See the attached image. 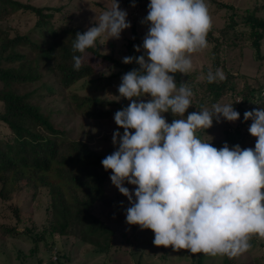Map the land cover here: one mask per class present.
I'll list each match as a JSON object with an SVG mask.
<instances>
[{
    "label": "clouds",
    "instance_id": "9594fccd",
    "mask_svg": "<svg viewBox=\"0 0 264 264\" xmlns=\"http://www.w3.org/2000/svg\"><path fill=\"white\" fill-rule=\"evenodd\" d=\"M127 16L115 0L95 18L97 26L76 34L73 52L85 54L104 34L120 39L131 27ZM142 23L148 25L144 54L123 58L139 69L124 74L118 87L120 97L131 101L114 115L124 131L114 132L117 150L101 163L130 202L126 222L151 229L156 246L239 256L251 249L254 236L264 239V108L244 113L245 121L252 120L249 133L257 138L254 149L227 143L217 149L199 138L198 130L210 129L214 120L240 119L232 104L220 103L185 118L194 92L184 83L178 87L173 75L189 73L191 55L208 47L209 6L206 0H150ZM72 59L79 71L84 55ZM225 78L220 69L207 74L209 83ZM142 97L150 99H134ZM168 112L179 118L168 123L163 115ZM125 183L136 186L134 192Z\"/></svg>",
    "mask_w": 264,
    "mask_h": 264
},
{
    "label": "rangeland",
    "instance_id": "374dc122",
    "mask_svg": "<svg viewBox=\"0 0 264 264\" xmlns=\"http://www.w3.org/2000/svg\"><path fill=\"white\" fill-rule=\"evenodd\" d=\"M28 3L36 7H63L62 12L55 13L53 19L54 27L68 26L87 31L90 27L97 26L95 18L108 10L115 0H17ZM121 9L128 13L127 20L131 23L129 29L121 33L120 39H109L107 34L98 38L95 48L101 53L109 54L123 62L124 57H128L127 43L135 38L132 26L136 24V32L139 38L141 51L138 56L144 54L143 40L148 32V25L142 20L148 15L147 2L137 0H117ZM135 2V7H133ZM211 16V29L216 30L215 37L221 36L225 41L219 52H215L216 40H208V47L203 52L191 55L193 68L187 74L176 73L178 87L184 83L193 92L192 106L185 113V118L189 113L198 112L201 108L207 107L211 110L215 103L232 104L234 109L240 113V119L235 122L223 120L217 123L213 121V126L207 130H198L197 135L205 142H211L217 149L222 148L225 143L239 141L243 149L255 147L257 138L252 136L248 129L252 120H244V110L240 107L242 100L240 90L250 83L258 89L264 83V58L257 59L255 52L251 48L252 39L251 28L245 23L244 17L249 14L264 20V0H206ZM222 3L235 8L238 13L236 29L227 28L231 22L232 13L229 7H224ZM38 18L29 11H14L6 18L0 17V29L8 32L10 38L16 35L28 36L45 47H48V37L37 26ZM227 28V29H225ZM236 32V33H235ZM103 39V44L100 43ZM109 39V40H108ZM18 50L30 55L27 48L20 47ZM262 56L264 57V39L262 41ZM33 58L32 56H30ZM93 63L100 66L99 71L91 78L82 80L68 89H64L54 83L53 74L50 69L42 64L39 72L42 74L41 81L33 84L15 85L16 91L25 94H32L30 101L39 106L41 112L49 118L52 125L65 132L67 141H79L88 143L98 153L105 157L117 150L113 144V134L119 131L123 134L114 120V115L118 110L128 107L131 101L121 98L118 87L122 82L120 70L115 67L101 63L100 60H93ZM98 68V66H97ZM220 69L225 74V79H229V85L236 86L235 92L228 87L220 97L216 98L210 89L207 80L209 71L215 73ZM174 75V74H173ZM175 76V75H174ZM224 81L217 79L216 85ZM48 84L53 86L54 91L49 90ZM234 94V95H233ZM72 95L101 98L111 105L106 110L110 115L106 118L95 120L87 117L76 103L72 100ZM233 95V99L230 96ZM143 99L147 102L150 97L134 98ZM235 103V104H234ZM237 104V105H236ZM259 104V103H258ZM257 105L261 109L264 104ZM254 110V108L249 111ZM3 111L0 102V114ZM168 123L179 118L173 116L171 112L163 114ZM245 121L244 124L242 122ZM239 130V132H238ZM134 132V130H131ZM228 134L229 137H228ZM12 134L8 127L0 120V140L10 141ZM232 140H231V139ZM110 174L105 182V192L109 197L116 198L117 201L112 208L103 212L100 202L94 205L92 212L113 230L112 247L109 252H102L96 247L79 239L76 227L69 229L66 235H54L49 237L50 213L48 211L49 201L44 189L36 192L32 188H23L24 185L14 189L12 185L7 186V191L11 193L9 201L0 199V224L16 226L22 232L20 236H4L0 232V264H45L50 258L56 259L58 247L68 255V264H200L198 262L199 253H191L186 249L175 250L172 246H156L153 241L155 234L151 229H141L139 225H129L126 222V210L130 207L128 198L119 192L112 183ZM23 184V183H22ZM130 191L135 190L134 185L125 183ZM81 191H78L80 193ZM21 208L22 219L17 221L13 213L14 207ZM31 230V231H29ZM24 232V233H23ZM30 232V233H29ZM32 232V233H31ZM35 234H45L49 243L56 242V247L50 249L44 241H40L38 247L35 246L33 238ZM78 237V238H77ZM251 249L239 256H211L202 261L203 264H264V239L254 236L251 240Z\"/></svg>",
    "mask_w": 264,
    "mask_h": 264
},
{
    "label": "trees",
    "instance_id": "16d2710c",
    "mask_svg": "<svg viewBox=\"0 0 264 264\" xmlns=\"http://www.w3.org/2000/svg\"><path fill=\"white\" fill-rule=\"evenodd\" d=\"M137 1L147 3L150 0ZM222 5L232 11L231 22L226 27L236 29L239 25L238 13L228 4L222 3ZM63 9V7L50 6L36 7L17 0H0V17L6 18L10 13L20 10L32 12L38 18L37 26L48 37V47H45L32 41L28 36L16 35L10 38L8 32L0 29V102L3 105L0 120L12 134L10 141L0 140V199L10 200L8 185H12L14 189L22 185L27 189L34 187L35 195L43 188L49 198L48 211L51 222L49 237L52 239L54 235H66L70 228L76 227L80 240L107 253L112 247L113 230L92 212L97 202H100L105 212L117 201L105 192V182L110 174V170H105L101 163L105 156L88 143L67 141L65 132L55 128L49 118L41 112L40 107L30 101L32 94L17 92L15 85L41 81L42 74L39 69L42 64L50 69L54 83L64 89L93 77L100 69L93 60L98 59L101 63L118 68L119 75L139 69V65L135 62L125 64L112 55L101 53L95 47L87 49L85 54L74 53L72 45L76 34L83 33L84 30L68 26L55 28L53 25L55 13L62 12ZM244 19L251 28V48L255 52V57L263 59L264 20L254 16L253 13ZM132 31L135 38L127 43L128 57H139L135 47L139 44L136 24L132 26ZM215 33L216 30L210 29L207 39L216 40L217 46L214 50L219 52L225 41L221 36L215 37ZM23 46L30 55L18 50ZM73 55H84V64L79 71L73 68ZM174 75L177 78V74ZM231 77L233 76L229 74V79ZM229 79L223 80L220 85L210 83V89L216 98L223 95L227 87L235 92V85L228 86ZM48 87L49 90L54 91L52 85L48 84ZM240 92L242 100L239 108L245 110L248 107L249 111L252 108H259L257 106L259 104H264V83L260 84L258 89L247 83ZM233 95L230 98L233 99ZM72 100L89 118L99 120L110 115L106 108L112 103L101 98L72 95ZM244 123L245 121L242 122ZM235 143L239 144V141ZM235 143L231 142L228 145L233 147ZM13 213L17 221L22 219L19 206L14 207ZM0 232L4 236L16 237L22 234L16 226L7 224H0ZM31 237L36 247L40 241L46 242L50 249L56 247V242L53 240L51 243L45 240V234L34 236L31 234ZM68 257L58 247L56 259L50 258L45 264H68ZM206 257L204 253H199L198 262L203 264L202 261Z\"/></svg>",
    "mask_w": 264,
    "mask_h": 264
}]
</instances>
